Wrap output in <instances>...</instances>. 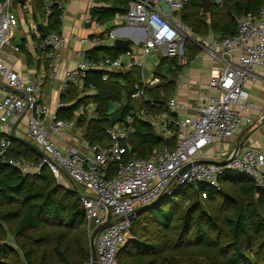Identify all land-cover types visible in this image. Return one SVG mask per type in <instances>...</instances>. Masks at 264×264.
I'll use <instances>...</instances> for the list:
<instances>
[{
  "label": "built area",
  "instance_id": "built-area-1",
  "mask_svg": "<svg viewBox=\"0 0 264 264\" xmlns=\"http://www.w3.org/2000/svg\"><path fill=\"white\" fill-rule=\"evenodd\" d=\"M69 1L71 0H43L44 19L35 17L38 14L33 11L32 0L0 1V81L22 93L20 95L11 92L2 100L3 112L0 121L15 124L27 114L26 137L41 153L38 164L10 158L5 159L4 163L24 174L39 173L40 168L46 166L57 181L63 175L69 179L78 191L84 208L88 237L90 238L99 225L108 223L95 237L97 264H117V253L127 242L126 235L130 224L136 218L133 210L158 197L173 195L176 187L197 183L218 187V177L226 171H234L249 175L257 185L264 188V138L257 148H248L236 154L222 155L223 157L220 154L221 159L218 156L210 159L212 162L192 164L176 178L186 163L202 159L199 155L205 149L216 142L227 141L243 126L254 122V105L246 84L256 80L254 67L264 63V5L257 14H242L232 35H195L194 43L210 53L215 66L208 80L210 93L206 101L193 106L192 114L176 119H171L166 113L145 117L160 135H176L177 143L174 149L166 147L148 159L124 161L122 155L125 149L122 142L135 132L132 115L128 114L122 123L106 129L110 141L107 146L90 145L83 140L85 149L74 145L62 151L54 144L51 131H69L75 126L74 123L57 118L55 114L47 117L49 109L40 100L42 81L38 75L23 80L6 65L5 47H9L12 52H20L19 45L13 43L12 38L19 26L20 12H23L31 21V50L45 60L50 76L56 75L65 37L51 31L44 35L40 23L48 26L47 16L52 13L54 3H57L64 14ZM185 1L165 0L169 12L164 13L159 6V0H129L125 12L119 14L118 21L136 26L145 33L141 44L142 58H135L132 52H124L115 58L105 57L99 62H93L83 49H77L75 67L64 70L61 93L65 94L71 84L82 88L87 72L95 68L116 72L137 66L141 69V84L143 87H150L158 79L154 76L145 77V59L157 52L163 56L176 57L179 64H185L181 50L182 40L191 33L180 15ZM91 20V16L86 17V22ZM73 40L82 44L88 42V38L75 36ZM106 77L103 75V79ZM180 77L181 74L178 80ZM134 88L136 91L133 98L139 100L144 97L143 89L138 83L134 84ZM60 106L62 103L58 102L57 107ZM166 106L174 113L180 108H189L179 104L174 94L170 96ZM172 127L174 128L171 129ZM10 147L11 140L8 137L0 139V156L8 153ZM109 163L117 164L116 173L111 177H107ZM78 186L83 191L78 190ZM201 196L205 198L206 193H201ZM14 239L13 235L0 239V250L6 247L16 250ZM10 262L5 257L0 260V264ZM84 264H93L91 257Z\"/></svg>",
  "mask_w": 264,
  "mask_h": 264
},
{
  "label": "trees",
  "instance_id": "trees-1",
  "mask_svg": "<svg viewBox=\"0 0 264 264\" xmlns=\"http://www.w3.org/2000/svg\"><path fill=\"white\" fill-rule=\"evenodd\" d=\"M94 1L109 4L90 11L91 18L102 24L125 12L113 9L112 4L127 8L129 2ZM263 5L264 0H212L211 11L204 14L199 0H186L180 15L198 36L213 33L226 37L235 32L242 14H257ZM32 7L38 14L35 17L44 19L43 0H32ZM62 15V9L54 3L47 16L51 32L60 33ZM183 48L188 60L198 53L189 39ZM124 52L98 46L85 54L99 62ZM183 68L176 57H161L152 72L158 81L150 87L141 84L137 66L116 72L91 69L82 88L71 84L65 94L61 93L65 105L58 108L56 116L72 121L90 145L103 147L110 143L106 134L110 117L122 112L118 122L122 123L130 114L135 132L122 142V157L124 161L148 159L166 147L174 149L177 143L176 135H160L145 117L166 113L171 119L177 118L166 103ZM135 83L143 89L144 97L139 100L133 98ZM4 137L11 140V147L0 156V239L15 236L17 249L0 250V260L9 258V264H84L91 253L78 191L58 183L46 166L39 173L24 174L4 163L9 158L34 164L41 160L40 151L31 141L10 136L0 139ZM116 170L117 164L109 163L107 177ZM130 235L117 253V264H264V188L257 190L252 177L234 171L220 175L218 187L206 183L176 187L173 195L162 196L158 204L132 220Z\"/></svg>",
  "mask_w": 264,
  "mask_h": 264
},
{
  "label": "crops",
  "instance_id": "crops-1",
  "mask_svg": "<svg viewBox=\"0 0 264 264\" xmlns=\"http://www.w3.org/2000/svg\"><path fill=\"white\" fill-rule=\"evenodd\" d=\"M219 2V1H217ZM109 4L96 3L94 0H71L68 2L66 12L62 15V24L60 33L65 37V44L62 48V56L58 62L56 75L50 76L49 69L45 60L31 50V34L29 26L31 21L29 17L20 12L19 26L15 31L12 42L21 45V50L18 53L12 52L9 47L4 48L6 65L15 71L20 77L25 80L32 75H38L42 81L40 100L48 105L47 117L55 114L58 110L57 103L61 102V83L64 77L66 68L75 67L77 57L75 52L77 49L84 51L98 46H112L115 38L120 37L127 39L131 47V51L135 58H142L141 44L145 38V33L136 26H129L118 21L119 14L105 23H99L95 19L91 22H86V17H90V11L94 7H107ZM208 14V13H206ZM96 22L98 25H96ZM195 35L192 31L182 40V53L186 60L183 71L180 73V80H176V88L174 95L179 104L189 108H180L175 113L177 117H183L186 114L193 113V106L200 105L206 101L210 90L208 88V80L212 69L215 67L211 55L204 48L198 47V53L191 59H187V53L183 48L184 42L189 39L194 43ZM210 35L216 37L219 35ZM77 38H88V42L81 43ZM162 53L157 52L148 56L145 59V68L148 70V76H153V69L159 63ZM256 80L248 82L246 87L249 92L250 100L254 108L252 115L254 122L250 125L243 126L234 137L221 143H215L211 147L205 149L199 158L203 160L217 158L220 154L228 156L230 153L236 154L248 148H257L264 138V63L254 67ZM179 74V75H180ZM10 87L4 81H0V115L3 112L1 108L2 100L11 93ZM213 93V91H211ZM62 103V102H61ZM62 105H65V103ZM90 113V112H89ZM92 114V113H91ZM26 117L27 114L15 124L3 123L0 121V136H9L12 128H14V137L29 141L26 137ZM117 124V123H115ZM51 137L56 147L65 151L70 146H83L82 132L74 126L69 131H51ZM239 140V142H237ZM25 142V141H24ZM239 143V144H238ZM219 156V158L221 159ZM61 185L67 188H74L69 179L63 175L60 181Z\"/></svg>",
  "mask_w": 264,
  "mask_h": 264
},
{
  "label": "water",
  "instance_id": "water-1",
  "mask_svg": "<svg viewBox=\"0 0 264 264\" xmlns=\"http://www.w3.org/2000/svg\"><path fill=\"white\" fill-rule=\"evenodd\" d=\"M19 1L22 2V0H19ZM211 5H212V0H199V6L201 8L202 13H204V14L209 13L211 11ZM159 6H160L161 10L164 13H168L169 12V8H168L165 0H159ZM111 7L113 9H116V10H119V11H125L126 10L125 7H120V6H117L115 4H112ZM40 28L42 29L44 35H47L49 33V31H50L48 26L46 24H44V23H40ZM113 48L118 49V50H122V51H125V52L131 51V47L129 45V41L127 39L120 38V37H117V38L114 39ZM9 89H10L9 90L10 92H14V93H18V94L22 95L21 92L19 93L18 91L14 90L12 88H9ZM121 119H122V112H118L117 114L111 116L110 119H109L110 126H113L115 123H118L119 121H121ZM9 136L12 137V138H16V137H14V128H12ZM21 140L27 142V140H24V139H21ZM237 142H239V140ZM208 162H212V161L203 160V159H197V160H194L192 162H188L179 170V172L176 175V178L179 177L185 170L190 168L192 164L208 163ZM219 164H222V162H219ZM260 189H261V186L257 185V190H260ZM161 200H162V197H158V198H156L155 200H153L152 202H150V203H148L146 205H142V206L136 207L133 210V215L137 217L140 213H142L143 211L155 206ZM107 225H108L107 222L99 225L93 231V233L91 234V236L89 238L90 253H91V259L93 261V264H97L96 263V251H95V237H96L97 233L100 230L104 229Z\"/></svg>",
  "mask_w": 264,
  "mask_h": 264
},
{
  "label": "rangeland",
  "instance_id": "rangeland-1",
  "mask_svg": "<svg viewBox=\"0 0 264 264\" xmlns=\"http://www.w3.org/2000/svg\"><path fill=\"white\" fill-rule=\"evenodd\" d=\"M214 1H215L216 3H219L221 0H214ZM217 1H219V2H217ZM147 72H148V70L145 68V72H144V73L146 74V76H148V73H147ZM152 86H153V85H152ZM87 108H88L89 111H90L91 106H88ZM78 190H80V191L82 190L80 186H78ZM82 191H83V190H82ZM130 225H131V224H130ZM126 237H127V238H126L127 240L131 238V235H130V229L128 230V233H127Z\"/></svg>",
  "mask_w": 264,
  "mask_h": 264
}]
</instances>
